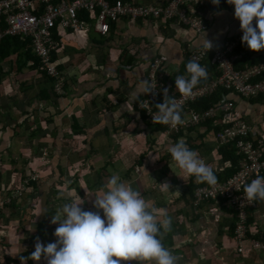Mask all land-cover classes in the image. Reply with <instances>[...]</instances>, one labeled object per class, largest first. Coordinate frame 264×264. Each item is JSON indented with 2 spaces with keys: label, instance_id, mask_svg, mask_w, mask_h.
<instances>
[{
  "label": "crops",
  "instance_id": "1",
  "mask_svg": "<svg viewBox=\"0 0 264 264\" xmlns=\"http://www.w3.org/2000/svg\"><path fill=\"white\" fill-rule=\"evenodd\" d=\"M109 1L163 8L171 2ZM196 1L203 3L194 7L203 19L205 38L176 20L130 17L111 23L104 36L94 29L98 9L78 14L83 29L57 24L52 37L58 47L52 58L63 77L65 95L51 93L40 57L26 44L30 39L4 41L11 36L4 35L8 25L0 17V35H4L0 43V202L22 187L25 176H41L36 189L31 185L23 199L3 207L0 264H30L24 257L30 249L37 252L34 264H51L53 232L60 229L65 236L77 223L80 230L72 239L83 258L88 254L84 249L93 243L102 253L106 249L105 256L124 264H264V251L253 247V240L264 241V194L257 198L255 208L248 209L245 235L249 240L241 244L234 211L220 201L194 205L187 188L198 185L201 176L226 177L232 168L219 152L223 145L214 127L223 130L239 117L252 129L255 141L264 140V93L245 99L217 89L200 97L187 109L205 111L208 108L192 106L218 91L228 94H221L216 103L226 100L236 106L227 121L215 117L177 134L166 133L165 123L163 132L155 129L137 109L157 60L164 99L191 89L190 56L204 39L220 49L243 29H251L259 39L241 43L245 55L235 68L264 62V0ZM213 56L210 50L199 63L201 78L206 79L200 78V86L220 75ZM181 117L188 119L190 114L185 110ZM130 156L134 158L128 171L122 163ZM236 156L241 164L237 151ZM138 168L143 174L133 176ZM65 192L68 197L49 209L50 200L44 201L47 194L55 197ZM89 198L93 201L86 204ZM92 212L95 230L88 241L80 233L86 228V215L91 217ZM134 214H143L137 225L128 221ZM42 221L45 240L39 243L43 237L36 236ZM154 231L158 232L156 241ZM14 233L16 239L11 237ZM122 237L131 240V247L118 245ZM27 241L28 249H24L22 243ZM161 245L165 247L162 252ZM13 257L20 261L9 263L7 258Z\"/></svg>",
  "mask_w": 264,
  "mask_h": 264
},
{
  "label": "built area",
  "instance_id": "2",
  "mask_svg": "<svg viewBox=\"0 0 264 264\" xmlns=\"http://www.w3.org/2000/svg\"><path fill=\"white\" fill-rule=\"evenodd\" d=\"M202 4V1L196 0H171L169 5L163 8L134 6L122 1L111 4L109 0H62L59 3L56 0H1L0 17H5L8 25L5 36L31 40V46L40 57L46 75L53 79L55 93L65 95L62 75L52 60V54L58 47L52 37V30L57 24L66 29H83L78 14L98 9L94 29L104 36L109 34L111 23L122 17H130L144 20H176L205 38L203 19L194 7ZM4 35H0V43ZM258 39V33L247 28L237 37L228 40L220 49H214L211 43L204 39L202 46L190 56L191 89L179 95L171 94L169 101L164 99L161 92V76L158 74L161 64L157 60L151 67L148 91L140 100L139 107L145 110L152 125L162 120L167 125L166 133L177 134L215 117L220 121H227L230 119L227 115L236 106L232 101H221L201 112L187 109V106L217 89L227 90L245 99L264 93V62L242 70L235 68L236 62L245 55V52L240 50L241 43ZM210 50L213 51L214 63L220 75L200 86L201 69L198 66ZM185 110L190 114L188 119L180 115ZM216 136L220 145H235L242 158L240 169L226 181L197 187L194 190L193 204L199 205L205 199L215 202L224 199L226 208L233 210L238 219L236 233L242 244L244 240H249L245 235L248 209L255 208L257 198L264 194V140L255 141L252 129L239 117H235L231 125L223 128ZM37 178V174L32 175L33 180ZM27 183L28 180L24 181L20 189L13 191L0 202V215L4 204L23 196ZM253 241L254 248L264 251V241Z\"/></svg>",
  "mask_w": 264,
  "mask_h": 264
},
{
  "label": "trees",
  "instance_id": "3",
  "mask_svg": "<svg viewBox=\"0 0 264 264\" xmlns=\"http://www.w3.org/2000/svg\"><path fill=\"white\" fill-rule=\"evenodd\" d=\"M15 39H18V38H12V37H7L5 38L4 41H6L7 43H10L11 40H15ZM26 44H28L30 47H31V42L28 40L26 41ZM54 58H52L53 60ZM41 67V65H40ZM42 68V67H41ZM57 71L60 73L59 71V68H57ZM207 71V70H206ZM212 71V70H211ZM204 76V75H203ZM203 76L201 78V81H205L206 79L203 80ZM45 77L47 78V82L51 84V93L53 95H56L54 89H53V79L51 78V80L49 81V78L45 75ZM63 78V77H62ZM64 82V80H63ZM49 84V85H50ZM188 88L186 87V89L184 90H187ZM46 94V93H45ZM221 94H225L227 95L228 93H226V91L224 92H220L218 91L215 95H213L212 97H209L207 99H203L201 101H198L196 104H194L192 107H194L195 109H206V108H209L210 106H212L213 104H215L216 102L219 101L220 97H221ZM47 97V95H45ZM140 102V101H139ZM139 102H137V109L139 110L140 113H142L144 115V117L146 118V114H145V110L140 108L139 107ZM181 115V113H180ZM147 120V118H146ZM148 122L152 125L151 121L148 120ZM207 125H209L210 127H213V124H210V123H207ZM155 129L163 132L166 128V125L164 124V122L162 120H159L157 123L153 124L152 125ZM213 130H215L216 132V135L222 130V127L218 126V127H214ZM182 133V132H180ZM41 147V145H40ZM236 147L234 144H230V145H223V147H220L219 149V152L220 154L222 155L223 157V160L224 161H229L231 163V170H228L226 172V177L224 176H214V175H206V176H201V180L198 185H193V184H190L187 188L189 189V193H190V198H191V202L194 200V190L199 187V186H203V185H211V184H214L216 182H223V181H226L227 179L231 178L235 173H237L240 169V159L236 156ZM59 171H60V176H59V179L62 180L63 179V176H62V169L61 167L59 166L58 167ZM94 169V168H92ZM29 174V172L27 173V175ZM36 174V173H35ZM30 175V174H29ZM25 176V178L22 180V183H24V181L28 180V183L25 185V193L23 194V196L20 198V199H23L25 197V195L27 194L26 192L28 191V189L31 187V185H33V189H36L37 186L40 184V174L37 173L38 175V178L36 180H33L32 179V175L31 176ZM54 176V175H53ZM47 180V178H45ZM52 179V178H51ZM57 184V182H56ZM21 186V185H20ZM12 192V191H11ZM10 195V194H9ZM8 195V196H9ZM15 200L17 199H14L12 200L11 202L9 203H6L7 205H11ZM206 200H210V202H213L214 200H211V199H205L203 200L202 202H205ZM221 203L225 202L224 199H220L219 200ZM215 202V201H214ZM4 204V205H6ZM4 207V206H3ZM2 212H3V208H2ZM1 212V213H2ZM1 216V215H0ZM143 219V214H134L128 221L131 222L132 224H135L137 225L139 222H141ZM39 232L37 234V238L38 237H43L44 233H45V228H44V223L43 221L40 223L39 225ZM80 230V226H79V223H77V226L75 228V230L71 233H67L64 238L62 239V242H69L70 243V240H73L72 244L75 245V240L72 239L74 238L73 236L77 235L78 232ZM36 237L34 239H36ZM158 238V232H153V240L156 241V239ZM260 239V238H259ZM121 247H131L132 243H131V240L128 241V239H126L125 237H122L120 239V241L118 242ZM93 245V243L91 244H88L86 247H91ZM85 247V245H83V248ZM68 249H70L68 247ZM165 249L164 245H161L160 248H159V251L162 252L163 250ZM34 250L33 249H30V250H27L25 251V254H24V257L26 258V260L28 262H30V264H34V257L36 256V251L33 252ZM28 255V256H27ZM35 255V256H34ZM8 262L9 263H13V262H19L20 259L19 258H16V257H13V258H7ZM79 264H93V258H92V255L91 253L90 254H87L86 256H84V258L80 261Z\"/></svg>",
  "mask_w": 264,
  "mask_h": 264
},
{
  "label": "rangeland",
  "instance_id": "4",
  "mask_svg": "<svg viewBox=\"0 0 264 264\" xmlns=\"http://www.w3.org/2000/svg\"><path fill=\"white\" fill-rule=\"evenodd\" d=\"M186 116L188 117V114H186ZM125 154V153H124ZM43 158H45V156H43ZM133 156L129 157V160L126 161V163H122L124 164V169L128 170L132 167V160H133ZM46 159H48L47 157L44 159L46 161ZM123 159L120 158V160ZM113 170V169H112ZM135 174H133V176H141L143 174V170L138 168L137 170H135ZM14 190V189H13ZM125 192H127L125 190ZM47 194V193H46ZM60 196V197H59ZM59 196H55L49 197V194H47V197L45 200L49 199L50 200V207L49 209H51L54 205L59 204L60 199H65L66 197H68V194L65 192V194L63 195H59ZM104 198V197H102ZM92 198H89L86 200V204H90L89 200ZM121 199H125V194L121 193ZM93 201V199H92ZM60 214L62 215V212L59 211ZM94 212H92V216L90 217V215H86V228L84 230H81L80 233V237L85 236L87 238L88 241L92 240L94 237ZM56 217L58 218L59 216L56 214ZM90 217V218H89ZM21 218V217H20ZM22 219V218H21ZM83 219H85V217H83ZM59 221L65 222V220L61 219ZM19 224H22L23 221L20 220ZM18 225V224H15ZM32 232H38L37 227H33L32 228ZM53 236L50 238L51 243L55 246L54 251H51V255L53 256L52 259L50 260L51 264H79L80 260L83 258V254L79 251L77 245H73L72 242L73 240H70L69 242H62V237L64 236L63 233L61 232V230L59 229L58 231H54L53 232ZM45 235V234H44ZM43 235V238H41V242L39 243H43L45 240V236ZM11 237H13V239H16V235L11 234ZM30 243V241H27L26 243H22V246L24 247V249H28V244ZM13 244V243H12ZM43 245V244H42ZM31 246L36 247L33 243H31ZM15 246H12V250L14 249ZM68 247L71 248L70 251L68 250ZM37 248V247H36ZM53 248V247H52ZM84 253H88V254H92L93 255V264H104V259H107L106 264H124L123 261L120 263H116L117 260H111V258H108L107 255L105 256L104 254L107 253L106 249H103V253L102 251L99 249L98 245H92L91 247H87L84 249ZM56 254V256H55ZM45 258L40 261V262H44Z\"/></svg>",
  "mask_w": 264,
  "mask_h": 264
}]
</instances>
